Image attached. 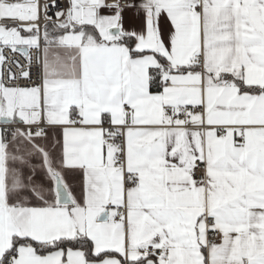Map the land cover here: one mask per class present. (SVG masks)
I'll list each match as a JSON object with an SVG mask.
<instances>
[{"label": "snow or ice", "instance_id": "snow-or-ice-1", "mask_svg": "<svg viewBox=\"0 0 264 264\" xmlns=\"http://www.w3.org/2000/svg\"><path fill=\"white\" fill-rule=\"evenodd\" d=\"M0 264H264V0H0Z\"/></svg>", "mask_w": 264, "mask_h": 264}, {"label": "crops", "instance_id": "crops-1", "mask_svg": "<svg viewBox=\"0 0 264 264\" xmlns=\"http://www.w3.org/2000/svg\"><path fill=\"white\" fill-rule=\"evenodd\" d=\"M127 15L129 17L128 26L138 27L139 26V21L136 20V18L134 16H132L131 13H128Z\"/></svg>", "mask_w": 264, "mask_h": 264}]
</instances>
